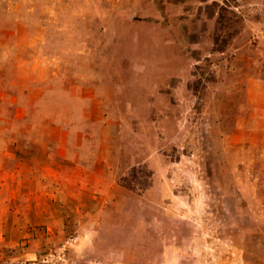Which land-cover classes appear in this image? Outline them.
I'll use <instances>...</instances> for the list:
<instances>
[{"label":"rangeland","instance_id":"rangeland-1","mask_svg":"<svg viewBox=\"0 0 264 264\" xmlns=\"http://www.w3.org/2000/svg\"><path fill=\"white\" fill-rule=\"evenodd\" d=\"M0 264H264V0H0Z\"/></svg>","mask_w":264,"mask_h":264},{"label":"trees","instance_id":"trees-1","mask_svg":"<svg viewBox=\"0 0 264 264\" xmlns=\"http://www.w3.org/2000/svg\"><path fill=\"white\" fill-rule=\"evenodd\" d=\"M215 41L217 42V39Z\"/></svg>","mask_w":264,"mask_h":264}]
</instances>
